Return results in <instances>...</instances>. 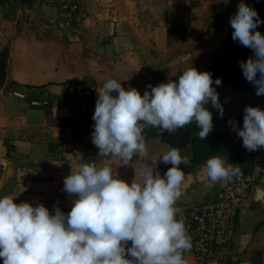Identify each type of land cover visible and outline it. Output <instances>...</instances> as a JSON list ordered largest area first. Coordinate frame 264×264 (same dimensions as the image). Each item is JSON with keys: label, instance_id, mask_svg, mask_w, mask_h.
<instances>
[{"label": "crops", "instance_id": "1", "mask_svg": "<svg viewBox=\"0 0 264 264\" xmlns=\"http://www.w3.org/2000/svg\"><path fill=\"white\" fill-rule=\"evenodd\" d=\"M109 1L82 0L83 21L75 24L41 0H0V197L10 195L16 197V203L34 206L42 203L50 212L58 205L67 213L71 202L62 190L63 181L83 163L111 167L129 183L134 178L142 182L139 160L134 158L131 165L124 166L117 159L98 155L91 136L96 90L106 80L116 79L126 89L136 88L143 94L147 85L167 82L169 71L182 70L190 58L197 68L209 38L204 36L202 45L190 53L144 57L143 32L134 28L132 11L123 0ZM259 2V18L264 21V0ZM122 13L129 19L127 15V20L121 19ZM169 15V28L188 21L184 15ZM259 26L264 34V23ZM90 87H94L93 94L86 96ZM75 114L85 116L83 127L73 122ZM228 136L226 126L216 119L205 140L196 135L195 124L175 134L145 130L150 155L170 145L190 160V166H180L185 180L177 207L217 195L223 182L213 184L207 178L204 166L209 158L221 156L238 165L241 172L248 170L254 151L247 150L233 164ZM169 167L159 164L160 175ZM230 257L232 264H264V176L239 212Z\"/></svg>", "mask_w": 264, "mask_h": 264}, {"label": "clouds", "instance_id": "2", "mask_svg": "<svg viewBox=\"0 0 264 264\" xmlns=\"http://www.w3.org/2000/svg\"><path fill=\"white\" fill-rule=\"evenodd\" d=\"M261 23L257 11L243 0L230 18L233 41L253 52L239 66L257 96L264 95V34L257 30ZM190 59L182 70L169 71L167 82L147 85L143 94L116 79L96 90L92 143L99 156L124 166L139 160L142 182L134 178L129 183L111 167L83 163L63 181L71 202L67 213L58 205L50 212L42 203L0 197L3 264H186L184 253L192 243L177 201L185 180L180 166H190V160L170 145L150 155L145 130L175 134L195 124L205 140L213 130V114L205 106L210 103L223 118L224 107L213 87L221 79L214 81ZM228 123L246 150L264 148V110L246 106L242 128L231 119ZM161 163L171 165L163 176ZM204 170L213 184L242 175L238 165L221 156L209 158Z\"/></svg>", "mask_w": 264, "mask_h": 264}, {"label": "built area", "instance_id": "3", "mask_svg": "<svg viewBox=\"0 0 264 264\" xmlns=\"http://www.w3.org/2000/svg\"><path fill=\"white\" fill-rule=\"evenodd\" d=\"M57 8L68 23L83 21L82 0H41ZM94 87L85 90L93 94ZM34 104L39 102L34 101ZM73 122L83 127L86 118L75 114ZM222 183L214 198L195 205L182 207L183 219L192 247L184 253L186 264H232L230 249L237 234V218L242 206L248 202L252 189L264 176V148L251 154L247 171Z\"/></svg>", "mask_w": 264, "mask_h": 264}, {"label": "rangeland", "instance_id": "4", "mask_svg": "<svg viewBox=\"0 0 264 264\" xmlns=\"http://www.w3.org/2000/svg\"><path fill=\"white\" fill-rule=\"evenodd\" d=\"M123 1L126 3L125 8L132 11L134 28L143 32V56L149 55L155 58L161 53L170 55L177 52L190 53L192 49L202 45L203 37L206 35L209 39L205 42L200 56L209 57L225 37L230 18L235 14L240 3V0ZM243 2L253 7L258 15L261 13L262 8H258L259 0H243ZM170 12L172 18L184 15L188 21L185 25L175 23L169 28ZM166 29H169L168 36L163 40Z\"/></svg>", "mask_w": 264, "mask_h": 264}, {"label": "water", "instance_id": "5", "mask_svg": "<svg viewBox=\"0 0 264 264\" xmlns=\"http://www.w3.org/2000/svg\"><path fill=\"white\" fill-rule=\"evenodd\" d=\"M126 15L128 16L127 13H122L121 19L127 20L124 18L127 17ZM257 30L259 31V26ZM232 32L233 29L229 24L222 42L198 70L210 72L214 81L216 78H220L222 81L219 86L213 84V87L219 93L220 102L224 107L223 118L226 117V119L221 123L226 126V131L229 134V156L233 164H237L240 158L246 156L247 150L243 146L242 138H239L237 133L232 130L228 121L231 119L237 122L238 128H242L244 108L246 106L261 108L264 102V95L257 96L254 86L245 79L239 62L247 61L253 55V52L251 49L240 45L238 41H233ZM205 107L209 111L212 110L219 114L218 110L213 108L210 103Z\"/></svg>", "mask_w": 264, "mask_h": 264}, {"label": "flooded vegetation", "instance_id": "6", "mask_svg": "<svg viewBox=\"0 0 264 264\" xmlns=\"http://www.w3.org/2000/svg\"><path fill=\"white\" fill-rule=\"evenodd\" d=\"M214 50H215V49H214ZM214 50L212 51V53L214 52ZM212 53H211V54H212ZM211 54H210V56H211ZM210 56H209V57H210ZM209 57H207V58L204 57V58L200 59L199 62H198L199 64H198L197 69H198L202 64H204V63L207 61V59H208ZM211 112H212V114H213V119L219 120V121H221V122H224V121H225L226 117L221 118L219 114H216V113H215L214 111H212V110H211Z\"/></svg>", "mask_w": 264, "mask_h": 264}, {"label": "trees", "instance_id": "7", "mask_svg": "<svg viewBox=\"0 0 264 264\" xmlns=\"http://www.w3.org/2000/svg\"><path fill=\"white\" fill-rule=\"evenodd\" d=\"M260 31V30H259ZM263 107H264V102L262 103V105H261V109H263ZM213 120H215V119H213ZM219 121V120H218ZM198 132H199V129H197V127H196V135H198Z\"/></svg>", "mask_w": 264, "mask_h": 264}]
</instances>
